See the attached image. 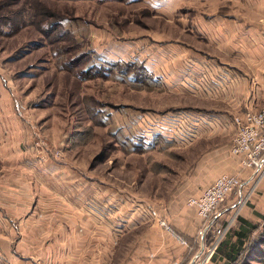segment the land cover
<instances>
[{
	"label": "rangeland",
	"instance_id": "rangeland-1",
	"mask_svg": "<svg viewBox=\"0 0 264 264\" xmlns=\"http://www.w3.org/2000/svg\"><path fill=\"white\" fill-rule=\"evenodd\" d=\"M200 10L183 0H0V178L23 161L53 165L60 172L43 175L45 196L74 182L76 193L129 207H188L205 159L218 150L234 158L240 116L198 130L220 106L173 82L179 55L204 54L193 29ZM244 254L241 264H264V228Z\"/></svg>",
	"mask_w": 264,
	"mask_h": 264
},
{
	"label": "crops",
	"instance_id": "crops-1",
	"mask_svg": "<svg viewBox=\"0 0 264 264\" xmlns=\"http://www.w3.org/2000/svg\"><path fill=\"white\" fill-rule=\"evenodd\" d=\"M190 2L200 3L193 29L203 37L204 54L192 49L186 58L179 55L181 68L173 82L218 103L219 109L208 113L212 118L195 121L198 130L209 131L264 105V0H183ZM184 66L187 79L181 75ZM205 161L188 195H201L222 175L242 181L212 218L223 228L238 213L234 229L209 260L204 261L212 235L182 200L164 210L153 204L129 207L120 198L76 193L74 182L66 193L45 196L43 175L57 177L59 167L45 172L23 161L13 176L0 178V264H241L247 243L264 228V166L241 169L239 160L225 157L223 150ZM27 169L39 183L28 181ZM164 219L172 232L159 225Z\"/></svg>",
	"mask_w": 264,
	"mask_h": 264
},
{
	"label": "built area",
	"instance_id": "built-area-1",
	"mask_svg": "<svg viewBox=\"0 0 264 264\" xmlns=\"http://www.w3.org/2000/svg\"><path fill=\"white\" fill-rule=\"evenodd\" d=\"M20 111L21 105H17ZM236 136L230 147L231 155L239 160L241 169L258 170L264 166V105L257 112L248 111L234 119ZM181 136H185L181 132ZM242 181L236 175H222L206 187L199 196H192L187 200V206L194 209L197 215L205 222L206 235L211 234V243L207 259L215 252L223 241L228 229L217 228L212 218L218 214L220 207L227 202V199L237 193ZM159 225L172 232L168 222L159 221ZM186 244L187 242L181 240ZM202 264H205L203 262Z\"/></svg>",
	"mask_w": 264,
	"mask_h": 264
}]
</instances>
